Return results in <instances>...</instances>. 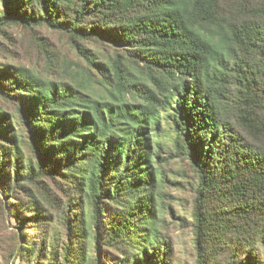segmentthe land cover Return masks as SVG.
I'll use <instances>...</instances> for the list:
<instances>
[{"label": "trees", "instance_id": "trees-1", "mask_svg": "<svg viewBox=\"0 0 264 264\" xmlns=\"http://www.w3.org/2000/svg\"><path fill=\"white\" fill-rule=\"evenodd\" d=\"M7 25L66 34L104 89L0 65V187L42 234L30 264H174L168 146L197 176L195 264H264V0H0Z\"/></svg>", "mask_w": 264, "mask_h": 264}, {"label": "rangeland", "instance_id": "rangeland-1", "mask_svg": "<svg viewBox=\"0 0 264 264\" xmlns=\"http://www.w3.org/2000/svg\"><path fill=\"white\" fill-rule=\"evenodd\" d=\"M82 45L105 60L114 53L108 42L90 41L83 42ZM4 63L29 68L47 79L84 81L88 78L91 90L101 96L104 95L100 75H93L86 60L73 49L68 36L45 26L39 28L5 26L0 33V65ZM90 75L93 76L89 77ZM163 127L166 129L170 127L168 118H164ZM172 152V147H166L159 160L164 178L161 187L163 200L168 209L165 212L167 219L165 231L173 241L174 264H195L191 212L197 176L182 156ZM19 199L23 204L27 201L22 190L5 195L0 187V264H30L25 258L28 253L24 246L38 241L42 235L36 229L38 226L36 223L20 225L18 217L25 218L27 222L28 213L20 211L17 205L20 203ZM51 220H56V213L52 214ZM42 227L48 234L58 231L55 228L57 223L52 226L45 221Z\"/></svg>", "mask_w": 264, "mask_h": 264}]
</instances>
